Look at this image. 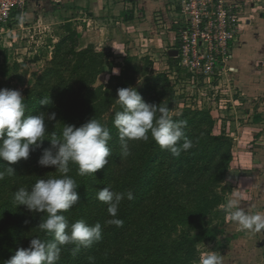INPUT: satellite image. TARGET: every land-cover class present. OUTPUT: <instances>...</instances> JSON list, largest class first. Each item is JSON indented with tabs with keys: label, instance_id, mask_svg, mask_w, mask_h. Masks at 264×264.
<instances>
[{
	"label": "rangeland",
	"instance_id": "1",
	"mask_svg": "<svg viewBox=\"0 0 264 264\" xmlns=\"http://www.w3.org/2000/svg\"><path fill=\"white\" fill-rule=\"evenodd\" d=\"M131 1L120 0V9L100 15L72 0H16L0 21V88L21 92L26 115L56 113L55 120L45 119L46 136L60 137L64 112L82 88L76 62L89 52L78 51L91 46L105 56L93 86L111 83L113 71L120 75L131 56V81L124 87H134L149 104L167 106L174 120H186L185 136L193 142L177 157L149 133L148 141H129L130 155L122 156L113 125L122 110L116 94L96 118L110 130L109 163L94 175L77 174L79 201L63 213L69 224L100 223L101 239L75 253V244L62 246L56 264H199L208 252L223 264H264V230L239 231L220 207L239 194L241 207L264 212V0H235L237 35L207 74L191 73L189 62L170 56L180 17L169 0H159L149 16ZM21 14L29 17L24 24L17 20ZM45 97L49 102L41 104ZM50 146L46 138L27 160L11 165L14 176L0 181V240L11 256L34 236L52 239L38 227L46 213L13 202L18 188L59 176L54 166L38 164ZM186 156L196 157L195 167H185L180 158ZM8 166L0 159V171ZM104 187L134 194L119 206L122 227L105 223L112 217L96 196Z\"/></svg>",
	"mask_w": 264,
	"mask_h": 264
},
{
	"label": "clouds",
	"instance_id": "2",
	"mask_svg": "<svg viewBox=\"0 0 264 264\" xmlns=\"http://www.w3.org/2000/svg\"><path fill=\"white\" fill-rule=\"evenodd\" d=\"M28 19L26 14L17 17L20 24ZM113 74L118 75V70ZM48 102L47 97L40 101L41 104ZM117 102L122 110L115 113L113 125L118 130L122 156L130 155L129 141H148L149 133L161 150L173 156L178 157L182 151L193 147V142L187 139L184 132L187 121L174 120L167 106L147 103L134 87L118 88ZM46 117L55 120L56 113L26 115L21 92L0 88V159L9 164L0 171V181L6 176H14L15 169L11 165L21 159L27 160L30 152L41 147L46 138L50 139L51 146L43 150L38 164L54 166L59 173L58 177L36 180L30 190L20 187L13 193L16 206L24 205L30 212L46 213L38 227L52 239L42 240L34 236L27 248L18 249L5 264H56L62 246L75 244V253L80 247H90L102 236L100 223L88 225L81 219L69 224L63 213L79 201L76 191L78 184L68 175L70 164L78 166L77 174L81 177L94 175L104 168L112 154L108 146L110 130L92 118L79 127L64 125L59 138L55 133L46 136ZM182 139L183 143L180 144ZM96 196L107 205V212L112 217L105 223L122 227L123 221L116 218L119 206L125 197L134 199L133 192H114L104 187ZM241 204L239 194H233L220 207L239 231L253 235L261 233L264 230V212H249ZM199 264H223V260L215 252H208L199 257Z\"/></svg>",
	"mask_w": 264,
	"mask_h": 264
},
{
	"label": "built area",
	"instance_id": "3",
	"mask_svg": "<svg viewBox=\"0 0 264 264\" xmlns=\"http://www.w3.org/2000/svg\"><path fill=\"white\" fill-rule=\"evenodd\" d=\"M177 19L176 57L189 62L190 72H213V60L226 55L239 28L235 0H169ZM16 0H0V21L6 22ZM176 28V27H175ZM177 30V29H176Z\"/></svg>",
	"mask_w": 264,
	"mask_h": 264
},
{
	"label": "trees",
	"instance_id": "4",
	"mask_svg": "<svg viewBox=\"0 0 264 264\" xmlns=\"http://www.w3.org/2000/svg\"><path fill=\"white\" fill-rule=\"evenodd\" d=\"M90 48H92V50H90ZM87 52H89V54L85 56L84 59L76 62V68H79L78 78L82 82V88H80L79 93L68 104L61 119L62 128L64 125H75L79 127L92 118L96 119L104 107L113 101L114 96L117 94V89L126 86L131 81L126 71L129 68L128 65L133 60V58L129 56L126 59L127 66L122 70V73L118 76H111V83L106 86H93V79L95 76L103 72V61L105 56L100 52L94 51L91 46L78 51L81 55ZM113 80L117 81L116 84H113ZM180 159L183 160V164L187 168L196 166L195 156H186ZM76 166L75 164H70V172L68 175L73 179L77 176ZM184 172V167L181 166L177 173L180 175ZM208 233H210V231L204 230V234L209 235ZM217 234V230L211 232L212 236ZM11 257V252L6 250L0 240V264H5Z\"/></svg>",
	"mask_w": 264,
	"mask_h": 264
},
{
	"label": "crops",
	"instance_id": "5",
	"mask_svg": "<svg viewBox=\"0 0 264 264\" xmlns=\"http://www.w3.org/2000/svg\"><path fill=\"white\" fill-rule=\"evenodd\" d=\"M72 1L74 2V5H80L81 7H85V9L87 8V11L89 13L97 14L100 12V15H106L108 14L109 11L111 13L117 11L122 6V3L119 2L120 0L119 1L118 0H72ZM132 1L130 3H132L134 6H138L139 9L138 10L136 9L137 11H143L148 16L151 14L152 9L156 7L160 2L159 0H132ZM172 49L175 48H170L169 50Z\"/></svg>",
	"mask_w": 264,
	"mask_h": 264
},
{
	"label": "water",
	"instance_id": "6",
	"mask_svg": "<svg viewBox=\"0 0 264 264\" xmlns=\"http://www.w3.org/2000/svg\"><path fill=\"white\" fill-rule=\"evenodd\" d=\"M175 55H177V50H172V51L170 52V56H175Z\"/></svg>",
	"mask_w": 264,
	"mask_h": 264
}]
</instances>
